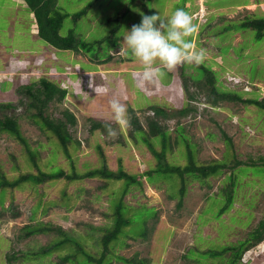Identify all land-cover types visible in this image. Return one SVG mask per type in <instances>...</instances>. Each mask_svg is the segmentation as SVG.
I'll use <instances>...</instances> for the list:
<instances>
[{"label": "rangeland", "instance_id": "obj_1", "mask_svg": "<svg viewBox=\"0 0 264 264\" xmlns=\"http://www.w3.org/2000/svg\"><path fill=\"white\" fill-rule=\"evenodd\" d=\"M182 1L58 0V5L67 14L62 34H66L69 28H74L85 40H100V45H95V50L93 49L97 56L91 59L95 56L91 52L50 49L51 47L36 34L35 19L22 0H0V117L4 114L16 117L22 134L32 146L39 147L40 141L45 143L46 136L28 118L25 99L16 91L17 87L29 82L28 72L55 74L58 70L66 69L65 65L78 61L83 65V70L87 68L85 75H82L87 84V91L77 88L76 91L82 93L76 97L71 96L72 100L67 95L61 102L51 103L48 113L53 117L61 116L62 109L66 107L75 114L76 123L69 129L80 142L73 156L74 165L79 170L85 168V162L93 164L97 161L98 141L103 142V150L108 156L106 163L110 168L117 167L118 157L122 158V164L131 172L142 171L154 163L145 144L140 141L136 144L133 142L131 123L127 128H121L113 119L109 104L112 98H119L125 103L129 120L132 114H135L143 126L145 116L152 114L150 105L160 104L167 110L182 106L193 107L188 115L178 120L183 126V134L194 143L197 160L223 158L227 151L226 141L230 139L236 159L245 163H263L264 110L247 106L240 101H223L217 107H212L206 102L204 92L200 93L191 81L184 80L180 75L184 70L194 71L195 65L183 64L171 71L165 69L166 75L162 79L142 84V63L131 53L122 55L119 52L120 47H124L122 33L130 30L133 24L139 23L145 10L149 14L159 13L161 17H167L176 8H183L191 14L193 23L197 25V30L188 39L197 50H204L205 60L202 64L214 69L218 81L237 91L242 97L264 99V29L262 35L257 36L258 29L254 26L239 25L241 20L264 18V0H186V7H182ZM209 1L211 3L208 6L211 7L206 4ZM142 2L147 8H140ZM127 6L130 8L125 10ZM84 8L85 14L73 22L72 15ZM119 13L127 18L118 19ZM118 20L122 23L113 31ZM53 54H56V60H53ZM18 56H22L19 61L16 60ZM23 64L21 70L15 71ZM57 65L64 68L59 69ZM196 75H202V70L198 69ZM72 77L75 79L77 76ZM70 82V79L65 81L67 88L79 86L81 83ZM185 82L189 86V92L199 93L196 99L190 100L186 96ZM96 85V90L91 89ZM6 103L9 104L2 105ZM92 120L112 125L117 129L118 135L111 137L102 130H99L97 135L92 134L89 129ZM176 120V117L163 120L168 128L172 146L166 155L172 160L180 158V149L175 143L178 132L175 130ZM23 154L22 145L6 132L0 131V168L6 176H16L20 170L36 169L28 167ZM40 156L44 159L50 157L48 149L44 146H41ZM67 162L69 161L58 153L55 161L51 163L66 167ZM260 173L259 176L243 175L241 184L236 186L237 197L232 210L239 207L247 213L237 214L241 223L235 224V235H243L249 225L264 217V166ZM224 176L221 174L218 178H210V186L197 180L187 183V191L180 206H177L178 198L170 195L165 182H149L143 179L142 190L136 188L128 192L125 200L131 205L141 202L153 206L144 210L140 208L138 212L147 216L149 225H161L156 219L165 220L168 223L164 225L165 232H160L158 237L153 233L154 229L145 237H125L122 245L115 246V253L125 257L146 258L149 264H201L184 257V254L188 248L195 245L206 248L203 238L210 243L209 246L214 239H218L217 223L212 225L209 222L211 224L208 225L199 224V221L200 215H204V209L212 207L211 202L203 206L206 203V193L215 191ZM97 184L87 178L80 182L79 185H82L84 190H78V196L73 204L69 205L60 202L46 206L37 205L38 195L30 192L26 186L13 189L14 196L8 194L3 201L1 193L0 264H75L68 261L57 263L59 255L65 252L63 250L51 251L43 257L37 256L35 260H29L26 254L41 251L56 233L40 232L24 236V226L38 221L50 222L76 237L86 234L100 235L96 227L101 224L109 225L110 220L106 218L108 195L96 188ZM45 185L47 186L42 199L55 197V183ZM73 187L71 185V188ZM153 208L157 210L156 218ZM228 215L229 213L225 215L224 222L228 221ZM232 232V229L228 232L229 238H232ZM82 244L85 248H90L95 244V240L83 239ZM11 253L19 255V259L6 261L5 257ZM242 261L246 264H264V240L245 251ZM112 264L122 262L113 259Z\"/></svg>", "mask_w": 264, "mask_h": 264}, {"label": "trees", "instance_id": "obj_2", "mask_svg": "<svg viewBox=\"0 0 264 264\" xmlns=\"http://www.w3.org/2000/svg\"><path fill=\"white\" fill-rule=\"evenodd\" d=\"M22 1L35 17L37 35L51 47L50 49L55 48L74 52L82 50L94 54V58L91 59H95L97 53L93 49L95 50V45H100V40H85L79 33L74 31V28H69L66 34H62L63 22L67 14L58 5V0ZM142 1L145 2V0ZM143 2L140 8L142 6L147 8V5H144ZM187 3L188 1L183 0L182 7H186ZM209 3L211 2H206L207 6ZM128 7L130 8V6H127L125 10H128ZM125 10H120V12H125ZM85 12L86 9L84 8L74 13L72 15L73 22L80 19ZM144 13L149 14L147 10ZM117 17L118 19L121 17L127 18V16L120 13ZM121 23L118 20L113 31L118 29ZM239 25L254 26L258 29L257 36H261L264 29V18L241 20ZM97 63L99 64L100 62L98 61ZM23 67L24 65L19 66L17 71ZM49 68L48 66L47 69ZM57 68L63 69L64 67L57 65ZM86 69L79 76L70 70H58L55 74H45L46 72L29 74L28 72L27 75H30V78H28L29 82L22 83L17 87L16 91L25 99V111L28 118L45 134L47 141L45 143L40 141V148L32 146L22 134L16 117L5 114L0 117V131L6 132L22 145L24 161L28 167L36 168L35 170H20L16 176L12 177L6 176L3 169L0 168V194L2 193L3 201L8 194L9 196H14L13 189L26 186L30 192L39 194L36 201L37 205L46 206L55 202L69 205L75 201L76 196H78V190H84V187L79 185L80 182L85 181L86 178L94 180L95 184L99 181L95 187L108 195V213H106V218L110 222L109 225L101 224L96 227L100 231V235L86 234L83 237L70 235L62 230L60 226H55L50 222L38 221L34 224L25 225L24 236L40 232L56 233L50 243L45 245L41 251L28 252L26 254L27 258L35 260L37 256L43 257L51 251L60 252L63 250L65 252L63 255H59L57 263L68 261L71 263L75 262V264H112V260L115 259L122 262V264H149V260H146V258H137V256L125 257L116 254L115 246L118 244L122 245L125 237H145L147 233L154 229L153 233L159 237L161 235L159 234L160 232H165L164 225L168 223L165 220L156 219L157 223H161V225L154 223L149 225L147 216L138 211L140 208L144 210L153 206H148L141 202L137 205H131L125 200V195L136 188L142 190L143 179L149 182H165L170 190V195L178 198L177 206H180L187 191V183L197 180L210 186V178H218L221 174H224L225 179L221 180L220 186L215 191L206 193V203L203 206L211 202L212 207L211 209H204V215H200L199 221V224L210 225L212 223L213 225L217 223L218 239H214L209 246L210 243L203 238L202 241L205 243L206 248H200L195 245L186 250L184 257L193 259L201 264H246L242 261L243 253L264 240V217L249 225L244 232L245 235L238 236V234L235 235L237 229L235 224L241 223V218H238L237 214L247 212L239 207L234 210L232 208L235 197H237L236 186L241 184V177L248 174L259 176L264 162L261 164L255 162L245 163L236 159L231 149L230 139L226 141L227 151L223 154V158L206 161L197 160L194 143L190 142L189 138L183 134V126L178 120L180 117L188 115L189 111L194 108L182 106L178 109L167 110L160 104H156L150 105L152 114L145 116V126L140 123L135 114H132L130 118L131 130L134 135L133 142L136 144L140 141L145 144L154 160L151 166L142 171L131 172L122 164V158L117 156V167L110 168L106 163L108 156L103 150V142L98 141L96 144L97 161H94L93 164L85 162V168H80L82 170H79L74 165L73 156L75 155L74 151L79 148L80 142L71 134L69 129L76 123L77 118L73 111L66 107L62 109L61 116L53 117L51 113H48V108L51 103L55 101L61 102L67 95L71 100V96H78L82 92L76 91L77 88L87 91V84L83 78L87 72ZM198 69L202 70V75L200 76L196 75ZM214 71V69L201 63L195 65L194 71L185 72L184 70L180 75L184 80L188 79V81H191V84L198 88L200 93L204 92L206 102L212 107H217L223 101H240L247 106H255L264 110V99L242 97L237 91L229 89L220 83L214 75ZM75 75L77 77L73 79L72 76ZM67 79L77 80V83H81L79 86H72L69 89L66 87L68 84L65 83ZM188 87L185 82L186 96L190 100L196 99L199 93L195 91L189 92ZM8 104L2 105L7 106ZM174 117L177 119L175 130L178 131L175 143L180 149V158L178 160H172L166 155L167 151L172 149V146L168 128L163 123V120ZM106 125L109 124L92 120L89 129L92 134L95 133L96 135L99 130L107 133ZM97 139H99L98 136ZM41 146L48 149L50 154L48 159L40 156ZM58 153L69 161L66 167L59 163H51L55 161ZM176 180L177 183H175ZM54 183L56 185L53 190L55 197L49 196L46 199H42L47 186L45 184ZM71 185L74 187L71 188ZM39 189L42 191H39ZM202 207L201 210L203 209ZM153 211L154 218H156L157 210L153 208ZM228 213V221L224 222L225 215ZM138 217L140 218L138 219ZM231 229L233 230L232 238H229L228 232ZM92 238L95 240V244L90 248H85L82 244L83 239L84 241H89ZM19 257V255L11 253L7 254L5 260L13 262Z\"/></svg>", "mask_w": 264, "mask_h": 264}, {"label": "clouds", "instance_id": "obj_3", "mask_svg": "<svg viewBox=\"0 0 264 264\" xmlns=\"http://www.w3.org/2000/svg\"><path fill=\"white\" fill-rule=\"evenodd\" d=\"M196 30L197 25L193 23L191 14L183 8H176L167 17H161L159 13L143 14L139 23L133 24L130 30L122 33L124 47H120L119 52L122 55L131 53L142 63L143 71L140 73L142 84L155 82L166 75L165 69L171 71L183 64L199 65L203 63L205 60L204 50H197L192 41L188 39ZM21 57L18 56L16 60L19 61ZM24 58L22 59L24 60ZM56 59V54H53V60ZM74 64L75 66L72 67ZM74 64L64 66L67 67L64 70L73 71L79 76L84 71L78 62H74ZM96 71L93 70V72ZM74 81L77 82V80H71L70 83ZM97 88V85L91 87L95 90ZM109 104L115 122L121 128H127L130 124L127 105L119 98H112ZM106 128L109 136L118 135L117 129L112 125H106Z\"/></svg>", "mask_w": 264, "mask_h": 264}, {"label": "bare ground", "instance_id": "obj_4", "mask_svg": "<svg viewBox=\"0 0 264 264\" xmlns=\"http://www.w3.org/2000/svg\"><path fill=\"white\" fill-rule=\"evenodd\" d=\"M17 64H18V62H17ZM64 159H65V157H64ZM72 164V163H71ZM73 165V164H72ZM232 176V175H231ZM237 177V176H236ZM224 180V179H223ZM226 182V181H225ZM237 182V181H236ZM175 183H177V180L175 181ZM181 183V182H180ZM173 185V184H172ZM174 185H176V184H174ZM177 190H179V189H177ZM185 190V189H184ZM42 191V190H41ZM172 192V191H171ZM177 192V191H176ZM41 193V192H40ZM178 193V192H177ZM174 194V193H173ZM39 195V194H38ZM40 203V202H39ZM253 218V217H252ZM156 221V220H155ZM88 225V224H87ZM247 227V226H246ZM73 234V233H72ZM245 235V234H244ZM258 241V240H257ZM98 245V244H97ZM101 246V245H100ZM250 246V245H249ZM234 248V247H233ZM101 255V254H100ZM105 256V255H104ZM147 260V259H146Z\"/></svg>", "mask_w": 264, "mask_h": 264}, {"label": "crops", "instance_id": "obj_5", "mask_svg": "<svg viewBox=\"0 0 264 264\" xmlns=\"http://www.w3.org/2000/svg\"><path fill=\"white\" fill-rule=\"evenodd\" d=\"M2 54V51L0 50V55ZM1 64H2V61H1Z\"/></svg>", "mask_w": 264, "mask_h": 264}]
</instances>
